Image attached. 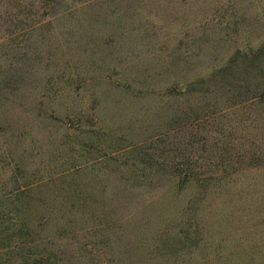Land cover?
<instances>
[{"label":"rangeland","instance_id":"1","mask_svg":"<svg viewBox=\"0 0 264 264\" xmlns=\"http://www.w3.org/2000/svg\"><path fill=\"white\" fill-rule=\"evenodd\" d=\"M263 41L264 0H0V75L16 81L0 125L26 133L0 198V264H264V158L231 176L196 168L225 175L205 188L136 180L163 171L143 153L194 154L151 149L193 104L157 94ZM192 125L199 138L212 122Z\"/></svg>","mask_w":264,"mask_h":264},{"label":"trees","instance_id":"2","mask_svg":"<svg viewBox=\"0 0 264 264\" xmlns=\"http://www.w3.org/2000/svg\"><path fill=\"white\" fill-rule=\"evenodd\" d=\"M247 47L236 50L209 79L183 81L180 95H175L172 90L165 94H157L160 102L177 96L184 97L193 104L188 105L187 110L180 111L176 115V119L181 123L172 127L163 141L160 140L161 136L147 140L151 149L155 148L159 151L157 145L162 144V147L168 148L164 150L165 152L178 153L181 149L183 151L192 149L194 154H177L169 157L162 152L163 155L158 153L156 157V154L150 156L143 153L140 164L157 166L163 171L137 174L136 180L149 179L158 185L160 180L169 178L175 180L177 189L189 183L205 188L220 181L222 176L236 175L243 171L245 169L241 167L243 162L249 161L250 164L253 160L259 162L261 158H264V41L255 48ZM11 69L12 67L7 69L6 76L0 75V92L3 97L5 96L3 91L13 88V83L16 82L12 80V75H8ZM151 95L153 94L148 96ZM2 96L0 94L1 98ZM1 104L2 100H0ZM244 108L249 109V112H241L239 116L235 114L231 123L225 125L227 115L242 111ZM206 120L212 122V125L208 129L203 127L198 138L199 134L193 130L195 125L192 124L204 125ZM172 122L174 123L175 119ZM2 126L0 125V198L6 189L17 183L14 173L21 166L19 162L14 163L11 146L16 147L26 137V133L21 131L22 128L13 130L10 123L5 127ZM185 129L187 135H184ZM238 131L241 134L235 135V133L239 134ZM171 133H176V136L169 139L168 136ZM225 133L233 137L231 141L226 142L225 138L228 135L225 137ZM206 164L212 168L220 165L234 167L225 175L196 170V168L205 167ZM178 166L185 170L178 169ZM236 166L238 168H235ZM23 222L24 224L22 221L20 224L25 225V221ZM34 246L37 247L35 244ZM28 256L39 258L37 254L32 255V253ZM23 264L29 263L23 258ZM32 264H35V261Z\"/></svg>","mask_w":264,"mask_h":264}]
</instances>
